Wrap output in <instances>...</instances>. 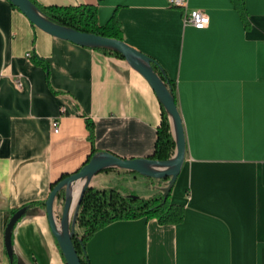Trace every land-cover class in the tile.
Wrapping results in <instances>:
<instances>
[{
    "label": "crops",
    "instance_id": "0c3cea01",
    "mask_svg": "<svg viewBox=\"0 0 264 264\" xmlns=\"http://www.w3.org/2000/svg\"><path fill=\"white\" fill-rule=\"evenodd\" d=\"M36 1L93 4L100 25L115 14L122 40L176 84L185 155L169 197L184 206V218L110 222L87 240L89 263L264 264V0H243L247 28L231 0H187L209 16L202 29L184 23L167 0ZM160 118L154 90L124 58L53 36L0 0V264H10L9 213L30 204L12 231L17 264H66L39 203L50 183L92 148L145 157ZM162 184L111 167L89 186L149 196Z\"/></svg>",
    "mask_w": 264,
    "mask_h": 264
},
{
    "label": "trees",
    "instance_id": "16d2710c",
    "mask_svg": "<svg viewBox=\"0 0 264 264\" xmlns=\"http://www.w3.org/2000/svg\"><path fill=\"white\" fill-rule=\"evenodd\" d=\"M39 12L48 20L70 27L83 32H90L102 36L122 40L120 21L115 14L102 25L97 21L96 8L93 4H79L75 6H59V5H42L36 0H31ZM234 7L238 11L244 26L249 25L247 11L243 0H231ZM13 5V4H12ZM14 6V5H13ZM15 7V6H14ZM99 50L105 54H111L116 57L123 58L118 51L104 47H90ZM150 66L153 71L162 79L169 92L171 93L177 105L176 84L169 79L162 67L150 57ZM161 118L158 127L156 128L155 140L151 153L147 157L165 160L168 159L174 151L175 143L170 132V124L166 111L161 105ZM88 138L92 139V123L87 120ZM94 154V149H91L90 154L85 161L75 170H79L90 157ZM106 168L103 170H108ZM74 172V171H73ZM72 173V172H71ZM70 173H61L52 183L51 188L62 178ZM147 181L153 182L155 179L146 177ZM157 181L163 183L157 186L156 190L149 196H138L134 193H122L116 188H94L86 187L80 198L78 212L76 215V224L80 231L73 230L71 240L78 255L80 264H90L86 253L85 245L87 240L100 228L110 222L121 219H133L137 217L155 218L159 224H177L184 218V206L170 201V190L164 194L163 188L168 183V178H160ZM58 197H63V191L58 194ZM44 206V201L39 202ZM30 205L23 206L28 209ZM22 208V207H20ZM12 209L9 217L18 209ZM25 214V213H24ZM22 214L17 221L24 215ZM16 221V223H17ZM15 223V224H16ZM14 224V226H15ZM10 234L11 257L10 264H17V256L12 244V231Z\"/></svg>",
    "mask_w": 264,
    "mask_h": 264
},
{
    "label": "water",
    "instance_id": "95a60500",
    "mask_svg": "<svg viewBox=\"0 0 264 264\" xmlns=\"http://www.w3.org/2000/svg\"><path fill=\"white\" fill-rule=\"evenodd\" d=\"M39 29L61 39L72 41L87 47H104L118 51L126 62L138 71L150 84L159 102L167 113L175 147L173 154L165 160L150 157L123 158L110 151L94 153L90 159L66 177L60 179L49 191L44 201L45 212L50 230L55 237L66 264H80L78 255L73 246L71 235L76 222L78 205L83 191L89 187L90 180L97 172L111 167H118L136 171L137 173L154 179L168 178L167 185L163 188L166 194L172 187L184 160L185 137L182 119L178 107L162 79L150 66V57L126 44L123 40L102 36L90 32L79 31L53 23L46 19L31 0H9ZM81 181L77 197L72 198V187L75 182ZM63 191L60 211H55L58 194ZM73 213L70 218L71 210ZM27 212L25 207L15 211L8 219L4 231V245L8 257H11L10 234L17 219Z\"/></svg>",
    "mask_w": 264,
    "mask_h": 264
},
{
    "label": "built area",
    "instance_id": "2783aa9c",
    "mask_svg": "<svg viewBox=\"0 0 264 264\" xmlns=\"http://www.w3.org/2000/svg\"><path fill=\"white\" fill-rule=\"evenodd\" d=\"M167 2L169 6L182 9V19L184 23L191 25L196 29H202L208 25L209 16L201 9L189 8L187 6V0H167ZM29 55L30 53H26V56ZM61 110H64L63 107H61ZM51 126L53 132H58L59 125L56 119H52Z\"/></svg>",
    "mask_w": 264,
    "mask_h": 264
}]
</instances>
